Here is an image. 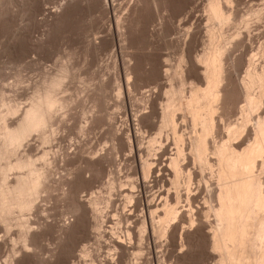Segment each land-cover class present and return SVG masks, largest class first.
<instances>
[{"label":"rangeland","instance_id":"obj_1","mask_svg":"<svg viewBox=\"0 0 264 264\" xmlns=\"http://www.w3.org/2000/svg\"><path fill=\"white\" fill-rule=\"evenodd\" d=\"M230 1L228 10L237 12L238 7L240 13L242 7L240 15H236L254 17L251 21L259 22L261 16L258 19L252 14L264 5V0ZM207 3L208 0H0V102L4 99L19 109L8 118V123H16L35 90L58 73L61 66L70 68L73 78L65 80L60 96L75 99L70 108L57 113L54 126L47 129L50 143L46 145L41 134L34 133L20 148V155L33 156L38 167L47 171V187L33 210L24 216L31 227L30 238L25 243L19 239L15 220L8 231L0 223V264H84L81 251L86 247L96 257V264L216 263L210 231L218 221L208 208L217 203V185L210 170L201 169L191 158L188 148L195 130L189 115L177 112L176 123L179 134L186 138L184 148L188 150H185L188 157L182 162L194 171L190 187L182 181L174 189L170 183L172 172L168 161L177 149L172 128L167 127L162 136H156L170 76L181 60L185 94L192 87L205 85L197 57L209 44L205 28ZM261 9L258 10L263 18L259 24L252 26L249 21L245 29L240 26L241 32L231 28L235 33L230 28L224 29L234 34L227 32L225 36L239 34L241 37L235 36L232 42L239 40L245 46L235 47L225 64V75L228 73L231 78L224 82L229 90L225 95L227 102L231 100V107L227 103L228 110H218V114L224 113L217 121L218 138L226 135L228 125L242 122L240 111L246 101L240 86L248 67L263 66L264 70V8ZM239 37L247 42L243 43ZM230 45L227 47L231 52L235 44ZM263 104L264 101L255 112L252 110L254 114H250L251 121L247 122L250 130L258 116L264 117ZM248 132L236 136L234 145H247L242 141L248 143L251 139ZM156 137L159 142L151 143ZM44 153H48L45 163L38 161ZM147 160L152 169L145 178L142 163ZM260 171L263 174L264 169ZM162 197L172 205L177 204L179 209V217L165 236L154 234L158 224L153 225L150 219V210L162 213L165 203ZM95 198L101 204L98 205L100 229L102 226L96 231L92 228L93 213L87 211L90 200ZM77 205L84 206L83 211L81 208L75 211ZM144 219L148 232L140 246L138 228ZM127 230L134 236L131 248L126 244ZM117 239L125 240L127 245L118 250L119 255L113 246ZM139 247L144 250L140 254L142 259L133 254Z\"/></svg>","mask_w":264,"mask_h":264},{"label":"bare ground","instance_id":"obj_2","mask_svg":"<svg viewBox=\"0 0 264 264\" xmlns=\"http://www.w3.org/2000/svg\"><path fill=\"white\" fill-rule=\"evenodd\" d=\"M229 3L232 2L230 0H208L206 11L202 9L206 12L205 17L207 21H205L207 22V27L205 26V28L207 29L208 33L209 38L207 37V35L206 37L209 40H207V43L209 42V44L207 48L205 46L206 49L203 53H201L202 55L199 56V58L197 57V60L199 65H201L203 69L202 76L205 81V87H192L189 94H185L186 81L184 82L185 79L183 80L184 77L182 78V76H184V72L181 70V64L183 62L181 60V63L178 64L179 66H177L178 68L175 69L173 75L170 76L169 81H171V84L169 90L166 92L167 101L161 109V122L159 125L158 135L156 136H162L164 129L166 130L167 127L172 128V130H170L174 132L175 142L177 145L176 154L175 156L170 157V161H168L169 171L172 172V178L171 181H169L175 187L174 189H178L181 186L182 181L187 187H190L191 183H193V170H188V168L184 165L185 163L182 162L183 158L185 157V152L189 149L191 150L192 154H190L192 156L191 158L194 157L195 163H198L201 169L210 170L211 172H208L212 173L211 177H213L214 183L216 182L217 185V189L215 192L217 203L215 206L209 205L210 207L208 208V212L213 213V216L215 215L214 217L217 218L218 221V223H216L217 225L214 226L210 231L212 253L217 256V261L215 264H264V177L262 176L264 175V172H262L263 174L260 173V170L264 169V117L258 116L255 125L252 126L254 121L256 120L255 116L254 121L251 125L253 129L250 126L253 131L250 130V128H247V122L251 121L250 114H252V110L254 109L255 112V108H257L262 103V101H264V70H262L263 66H259L260 68H251V66L250 69L248 67V69L246 70L247 72H245L246 77L243 78L242 85L240 84V87H243L241 90L244 89L243 93L246 101V106L242 107L240 111L242 122H238V124H235V126H233L234 124L228 125L225 128L226 135H223V137H220L219 135V138L217 137V135L220 134V132L217 131V123L219 125V122L217 121L219 119L221 120L223 118L222 115H224L223 112H221L223 114L220 113L221 115L218 114V110H222V108H227L228 110V106L231 104V100L227 102L228 97L226 96L228 94L226 93V91L229 92V90L227 89L228 83L224 85L226 79L228 82L229 79H231L229 78L228 73L226 74L228 75L227 77L225 75V64L228 63L231 59L230 56L232 57L231 53L233 52V50L236 51V48L241 45V42H239L238 39L236 43L232 42L239 34H237V36L235 34L236 37H232L234 34H232L231 31H237V29L239 30L240 26H244L243 29H245L246 26L248 27V23L250 24L249 21L254 18L252 17L250 19L248 18L250 16L246 17L244 15H236L235 13H237L240 9H238V7L235 8V4L239 3L236 1V3L234 4V8L237 12L228 10ZM262 3H264V1ZM237 4L236 6L240 7V5H242V2L240 5ZM261 6L264 8V5ZM261 6L258 7L257 11L253 12L252 14L258 19L260 18V16L261 18H263V14L261 13V11L259 14L258 10L259 8H262ZM241 9L243 10L244 8L241 7ZM253 9L255 10L256 8ZM240 13L237 14L240 15ZM261 18L259 22L257 21L258 23H253L256 20L253 22L251 21L252 26H255V24H259L260 21L262 22ZM214 25H216V27L219 26V28L217 27V29ZM252 26H250V28ZM225 28H233L234 30H225V33ZM255 30H257V28ZM248 31L246 30L247 34L249 33ZM227 32H229V34L231 33L232 36H225L226 34H228ZM247 34L245 35L244 32L243 36L245 35L246 37ZM240 37L239 39H241ZM244 39L246 40V38L242 37L240 41H242L243 43L247 42ZM228 43L235 44L233 45V47L236 48H231V52L227 47L230 45ZM205 45L207 44L205 43ZM244 46L245 45L243 44L242 47ZM69 69L70 68L65 65L63 67L61 66V69L58 70V73L54 74L50 79L45 80L42 86L35 90L30 99L29 105L24 108L25 110L21 113L19 118H17L16 123L13 125H10L8 123V118L19 112L17 105H9L4 99H2V101L0 102V223L8 231V229H10V226H12L11 224H13V221L15 220L16 223H14V225L19 226V239L24 243L30 238L29 234L31 229V227L27 225L28 222H26L24 216L28 214V212L33 210L35 202L37 203L39 197L42 196V193L44 192V190H46L47 171H45L44 168L42 169L41 167H38L37 160H34L33 156L30 155L29 157L28 154L22 156L20 155L19 151L20 148L22 149L24 143L34 133L41 134V137L46 145L47 142L50 143L51 139L49 137L50 135H47V129L53 125V121L57 113L70 108V106L75 102V99L73 97L60 96V92L64 90L65 80L68 79L72 74V72H70L71 70ZM70 78L73 77L71 76ZM175 80H178L179 83H172ZM255 89H257L259 93ZM254 90L258 94H255ZM227 103L230 104L228 105ZM227 110H224L225 113ZM179 111H184V113L186 112L189 115L194 128L193 130H195V133L189 144L190 146L189 148L187 147L188 150L185 149L186 147L184 148V141L186 138H183L182 133L179 134V125L178 122L176 123V121L178 120H176V118H178L176 116L177 112ZM183 116L186 118L185 114ZM246 128L247 130L249 129L250 132L246 131ZM219 131H221L220 128ZM243 131L244 133H249V138L250 134H252L251 139H248L249 141L247 140L248 143H246L245 140L242 141L247 144L244 145V147H237L240 143L238 142V145H236L235 143V146L234 139ZM157 141V137L151 139V143ZM188 154L186 153V155ZM47 156L48 153H44L39 157L38 161H43V163H45L47 160ZM142 167L145 178H148V174H150L152 169L151 162H148V160L143 161ZM11 175H13L14 178H11ZM201 181H203V179ZM134 189H136V187ZM176 193H178V191ZM179 196L180 193L176 198L177 204L178 202H180L179 200L181 197ZM165 198L169 199L170 197L168 198V196H166ZM99 204L100 203L96 198L93 200L91 199L89 202V206L91 209H87V211L91 210V212L93 213L92 218L94 220V225H92V228L95 229V231L98 229H102V226L100 229L101 214L99 213L100 210L98 209ZM177 204L172 205L168 202V200H165V203L162 207V213L154 210L151 211L149 209L151 221L155 223V220L158 219V223H153V225L158 224L157 226H155V229L154 226H152L155 231L154 234L165 236L169 233L168 229L171 226V223L179 217V209L176 206ZM82 207L84 208V206ZM82 207L81 205H77L76 207L74 206V210L78 212L81 208L80 211H83ZM155 207L156 206H154L153 208ZM191 212L192 211H190V213ZM87 215L88 214H86V216ZM101 224H103V222ZM114 228H112V230ZM147 229V221L146 219H144L140 227L138 228V241L140 246L142 245V242L145 241L144 237L148 232ZM126 232V244H129L128 247L131 248V245L134 242V236H132L130 230H127ZM74 234H76V231ZM72 235L73 234L71 233V236ZM124 242L125 240L122 241L120 239L117 242H114L115 244L113 246L116 254L119 255L120 252L118 250L125 249L127 245ZM124 244L126 246H124ZM24 246H26V244H24ZM25 248L26 247H24L23 249ZM138 249V251H136L135 249L133 253L135 256L142 254V247H139ZM84 250L81 251V258L85 260L84 264H96L97 261L94 260L96 257L93 258V255L90 251ZM111 253L112 252L110 251V254ZM138 260H140V258H138Z\"/></svg>","mask_w":264,"mask_h":264}]
</instances>
